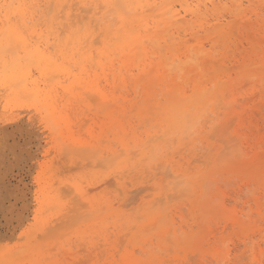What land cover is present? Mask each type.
I'll use <instances>...</instances> for the list:
<instances>
[{"label":"rangeland","instance_id":"rangeland-1","mask_svg":"<svg viewBox=\"0 0 264 264\" xmlns=\"http://www.w3.org/2000/svg\"><path fill=\"white\" fill-rule=\"evenodd\" d=\"M46 1L47 0L41 3V9L37 11V13L39 14L37 15V20L35 19L33 23H31V25H33H30V27H35L34 24H36L38 27L36 26L35 28L39 30L43 28L47 31V33L50 31L59 33L60 38L58 41H61V45L64 43V47L66 46L65 48L68 50H72V47L74 46L76 47V49L69 52L68 50H64V52L69 53V58L70 56L73 58V60L75 58V61H73L74 64L71 65L72 58H70L68 62L67 57L66 61L70 64L69 66V64L67 63V66L72 68L74 65L79 64L81 65V67L77 68L78 70L76 69V66L78 67L79 65L74 66L75 70L73 69L74 67L72 68L75 73L73 72V74L71 72L72 78H74H68L71 79V81L67 80V76L60 78V81H65L61 82L60 84H56V82L59 81V78H56L57 81L56 79L51 81L52 85L54 84V86L49 85V81H43L39 72L37 73L38 70L34 69V78L37 79L40 83H46V86L42 84V88L47 91L50 86L48 91L50 89L54 90L56 93L54 91L52 92L60 96L59 98H61V96L63 98L61 99V101H59L57 99L58 96H56L55 94L52 95V92L50 90L53 97L52 100L56 101H54L56 106L55 117L59 122L63 118L61 120V123L57 122V124L59 123V125L61 126L60 127L57 125L58 129L57 126H55L56 124H54L53 121L48 117L49 112H47L42 105L40 107L41 102H45L44 100H41V102L35 101L34 95L24 93L23 91H21V94L19 95L12 94L10 96V90H5L0 85V112L4 109H7V113H9L8 116L18 117V124H16L17 122L15 123L14 132L16 131L18 133H21V139H27V143L25 144L23 149L25 155V167L20 179L22 182V186L28 193L23 201H20L21 203L19 204V206L15 207V209H18L23 205L24 202L26 203L27 209L24 212V222L13 230L12 228L18 224V221L15 222V225L8 226L11 230L0 225V253L2 252L4 255V251H7L8 253L6 252L5 254L9 255L8 259L4 257V259L6 260L4 261L2 257L3 255L1 253L0 258L2 259H0V261L2 262V264L4 262V264H6V262L12 264V261L13 264H31L30 262H32V264H49L51 260L52 261L50 262V264H74L75 260L79 261L80 259L81 262L78 264H127V260H129L130 257L135 258L136 263L140 262L139 264H223V262L224 264H264V184L259 182L257 178L253 177L250 172L241 171L244 169L243 166L252 165V171L258 173L264 179V75L261 76L259 74L260 72L264 71V0H240L239 2H234V0H192L193 2L190 1L191 3H189V0H157L158 3L154 5V8H152L151 11H147L150 14L146 12V18L149 17V19H147L152 20L154 17L153 13L154 15H156L164 6L168 5L171 2L175 3V9L181 11V19L185 22H181V24L171 23L166 29H162L161 26V30H159V33H162V35H164L167 39L170 37L171 39H168V44H170L172 48H179L178 50L179 52H182V55H184V52L185 54L189 53L187 47L196 48L200 54L201 60H198L200 61L198 63H200V66L202 65L204 75H202L201 70L199 72H196L195 70L200 66H194L191 67V70H188V73L192 72V75L190 73V77L188 76L189 78H187V80H191L189 82L186 79L184 80L183 78H177L173 74L174 78L170 82L163 81V83H159H162V86L163 84H166L167 86L164 87L167 88H178L177 91L179 97H188L189 95L190 97H188V99H191L189 100L190 103L191 101H193L189 106V109H191L186 115L187 118L182 122V126L180 128L172 127L163 120L166 115L159 114L162 111V107L171 98V95L169 94L170 92L168 91L169 89L167 90V88H164L159 84L156 90L160 89L161 92L164 90V94L163 92L161 93L158 90L159 96H157L158 94H154L156 96L153 95L150 100V102L155 101L153 100L154 98L157 99V102L159 100V103L155 101V105L153 104L154 108L157 106L155 108V112H153H159L158 114L156 113L157 116L154 115L156 116L154 117L153 115H151L153 118H150L149 121L146 120L149 123H147L146 121L142 123L140 117L138 119L137 116H132L133 107L136 108H134L135 114V112L137 113L140 109V105H145L143 103H145L144 98L146 96H141V92L139 93V90L141 89L142 91L146 88L145 83H147V80L151 78V76L155 75V73L158 74L164 72L163 65L159 64L158 61L159 59L160 61H162L161 53H164V49L162 50V48H157L156 45H152L153 43L150 44L151 42L147 41L145 43V46L146 51H148V56L143 57L144 54L141 52L143 54H141L142 56H140L142 60H140L138 65H135V63L137 62L135 59L130 62V67L128 68V70H132L131 72L138 71L139 75L143 78V82L139 90L135 89V79L131 80L137 74L136 72H130L133 75L129 76L131 74L125 69L124 76L127 77L124 81L127 82L129 80V85L127 86L128 83L124 84L122 81H120V83H116V86L114 84L115 79L113 77V73L118 72L117 66L115 68L116 70L114 69L115 71L112 70V72L111 70H109V67L108 69H106L107 71H102V68L101 70H99L100 68H97L96 65L98 64V55L96 54V64H93L94 57L93 60H91L93 61V66L95 67L96 65V69L92 70V68H94L93 66L91 69L88 68L91 67L89 66L91 62L85 65V62H82L81 64V61L78 59L80 57L82 59V55H79V50H77L79 48V43L76 44V35L72 34V32L74 30L75 32L78 30L79 35L80 33L84 34V32H86V29H88L90 23H92V19L93 25L96 24L95 20L97 18L98 27L99 25L103 26L106 24H110L111 28L114 29L117 26H120L121 14L129 18L135 16H131V6H126L127 8L124 9L128 10V12L126 11L128 14H126L124 10H121L123 9V1L125 0H118V6L120 8L115 6L113 8L114 11H112V8H103L101 4V7H99V9L96 10L97 12L95 13V10H93L90 6L88 8L86 7L87 9L84 8V10L81 11L82 15L79 20H76L75 18H73V16L71 17L75 19L74 21H78V23L74 22V24L72 25V29H70L67 24L66 20L68 19L65 13H67L66 11L69 10V5L71 3H75L76 1L66 0L64 6L62 7L64 11V13L62 12V14L64 15L58 13L57 15L59 17H57V20L54 21L55 24H53L54 22L52 20V17L55 12H57V0H52V4L50 2L51 0H49V2ZM181 3L190 9L187 12L188 14L185 13V10L181 7ZM190 4L192 5V7ZM77 6L74 5V8H76ZM257 7L259 8V10ZM115 8H117L118 10L116 11ZM108 9L110 11H107ZM191 10H197V13L191 14ZM259 13L261 16L259 15ZM110 15H113V18ZM44 18L46 20H44ZM60 18H62V23L60 22ZM225 22L227 24H225ZM29 24L30 23H28V25ZM41 24L42 26L45 25V28L44 26L42 27ZM47 26L49 27V29H46ZM78 27L80 29H78ZM100 29L101 27L96 32L100 31ZM102 30L103 28L101 29L100 33L96 34V36H98L99 38V41L96 40L95 42H91L92 38H89L88 43H94L96 45V42L98 41V43L102 47L104 45V38H106V36L104 37V34L106 32L105 30ZM27 32L30 33L31 30H27L26 33ZM78 33L76 32L77 37L79 36ZM71 35H75V39L73 40V42V36L71 37ZM66 37L68 39L70 37L71 40L68 41L69 43H67ZM33 38H35L33 42H36L37 36L34 35ZM71 42L73 44H71ZM66 44H68L69 47ZM56 46H51L50 50L51 52H53V54L55 52L59 54V58L56 53L53 55L54 57H56L55 59H58V61L59 59L63 60L62 54L56 51L61 47L57 46L58 48H56ZM79 46L81 47V45ZM112 47H114V45H112ZM256 47L260 49H257ZM159 50H162L161 53ZM75 51L76 53L78 52L77 56L75 54L76 57H74V55H71V52ZM116 51L117 53L115 52V56H120L119 59H121L122 55L125 57L124 59H121L123 62H127L129 60V54L125 55L127 52H130L129 50H126V53H119V50ZM9 54H11L10 51ZM93 54L95 55V52H92V55ZM117 57L113 58L117 60L116 62L120 63L121 60L117 59ZM151 59H154L156 62ZM208 62L210 64H208ZM121 63L118 64V66L121 65ZM146 64H149L148 67ZM247 65H249V71L246 70V72L245 68L247 67ZM1 70L2 64L0 65V72ZM141 70L144 71L141 72ZM76 71L79 72L76 73ZM87 71H89V76L85 75L88 74L86 73ZM150 71L151 75L149 74ZM103 72H107L108 76ZM97 73H103L101 75H104V77L101 76V78L100 76H97ZM147 73L150 76L148 75L147 77ZM84 76H88V78L86 77V79ZM90 76L92 77V79H94V81L92 79H89ZM96 77L99 78L102 83H105V80L103 78L107 80L110 77V80H107L109 82L108 86H106L107 82L106 85L103 83L105 86L100 82V84L103 85L102 87V85L98 84L99 79H97ZM250 77L252 78V80H250L249 82ZM95 79H97L98 83H96ZM178 79L180 81L182 79L183 82H180ZM245 79H248L246 80V83ZM198 80L201 81L199 82ZM220 80H222L221 83ZM185 81L187 84L185 83ZM116 82H119V80H117ZM179 82L181 84H178ZM196 82L201 83V86L203 87V91L200 93H195ZM95 83L100 86V88L108 95L109 100L112 101H110V103L105 107L114 108L115 106L114 110L116 109V111L112 113L113 116H117V113L115 114V112H118L119 115L118 107H127L125 115H127L128 117L119 115V118L123 119L124 117V120H121V123H123L124 127H126L125 131L127 130V133H125V131L121 132V130L119 129L120 131L118 130V134L116 133L117 131L115 130L117 129L115 128L109 131L110 134H114L113 132L115 131L116 135L111 134L112 139L110 137H107V135L110 136V134L108 133V129H110L109 126L112 119L108 118L110 120L107 119V122H109L108 125H106L107 122L105 121L106 119H104V116L107 115H105L106 113H102L103 108H106L102 104V101L98 99L95 101V99H93L90 95H87L86 98V93L85 96L84 94L82 95L83 101L79 100V97V99L77 98V96H81L78 93H84L88 88L87 84L96 86ZM167 83H171L172 86L168 87L169 84ZM55 85H57L58 88H62H59V93ZM68 85L74 86V88H72L71 90L69 88L70 86L68 87ZM75 85H78V87L80 88L76 87ZM121 85L123 86L121 87ZM130 85L133 88L130 87ZM47 86L48 88H46ZM82 86L84 88H82ZM124 87H127L126 90ZM218 87L224 88L222 90H218ZM107 88L108 91L110 90V88L113 89L110 90L111 92H108ZM121 89L125 91L123 92ZM165 89L167 90L169 96L167 95ZM60 90L62 92L64 90L65 93L63 92L62 94ZM116 90L118 91V94ZM6 91H8V93ZM67 93V97L64 98ZM109 93L111 94V96ZM136 94H138L137 97ZM116 95L117 97L119 95L121 99L120 97H113L116 100L112 98V96ZM139 95L142 98L139 97ZM14 96L17 97L15 98ZM29 97L32 102L29 100ZM72 98L73 100H71ZM122 98L127 99L126 102H124ZM75 99H77V101ZM117 99H120V101H118ZM135 99L138 102H142V99L143 102L139 105L137 104L138 102H136ZM24 100L26 101V103ZM65 100H67V103ZM75 101L78 103L76 104ZM115 101L116 103H118L116 104ZM160 101L163 102L162 104L164 105L160 104ZM194 101L196 103L199 102V104L197 106H194ZM95 103L97 104V106ZM125 103L127 106H125ZM93 104H95V107H92ZM98 104H101L102 107H99ZM119 104L122 105L119 106ZM135 104H137V106ZM67 105L70 106V109ZM130 106L133 107L130 108ZM98 107L101 109H99ZM94 108L97 110H95ZM98 109L99 112L97 113ZM190 112L195 113V116H193ZM42 114L45 115L43 116ZM94 114L97 115L95 116ZM100 115L103 116V119L102 117H100ZM60 116L63 117L60 118ZM64 117H66V120L64 119ZM20 119L22 122L20 121ZM68 119H70V122L68 121ZM1 121L2 118L0 119V124ZM47 122L48 124L50 123V125H48ZM62 123L64 124L62 125ZM72 123L74 124V128L72 127ZM153 123L157 126L154 127ZM99 125L100 127H102L103 125L106 126L107 131L100 130L101 128L99 127ZM91 127L93 130L90 129ZM103 128L104 127H102V129ZM27 129L29 131H27ZM59 129L62 133L58 131ZM102 131H105V136H103V133V139L102 137L100 139L103 143H100V140H96V138H93L94 140L91 139V136L93 134L96 133V135H98L97 133H99L100 135ZM59 133L64 134V136ZM90 133L92 134L90 135ZM134 133L136 134L134 135ZM121 134H128L127 137H130L129 139L127 137V139H125L128 140V145L131 139L130 146H128L129 149L131 148L130 150H125L124 146L120 143V140L123 136L120 138L118 137V140H114L117 139L115 136H121ZM59 135L63 137L60 138ZM71 135H73L77 141H89L91 139L89 142H93H91L90 146H94L96 143L98 146V151L96 152V147L89 150L83 148L74 149L71 145H68L66 147V144L63 142V140L65 137H71ZM133 135H137L139 139L138 140L136 137L134 138L137 142L136 144L134 139V143L132 142V138L134 137ZM108 138H110V140H108ZM123 138H125V136ZM94 141L96 142L94 143ZM109 141L113 142L111 143ZM101 144L107 145L103 146ZM108 144L110 147H108ZM110 144L114 148L111 147ZM29 150L30 153L27 154V151L29 152ZM48 150H50L49 153ZM64 151H68V154L66 152L68 156L64 153ZM104 151L106 152V154L102 153ZM125 152H128V154H126ZM81 155H83L82 158ZM228 158L229 160H231L228 161ZM27 159L30 160V162ZM221 163L226 165L222 166ZM227 164H229L230 166ZM105 179H114L112 180L114 181V186H108L110 184H108V182L105 183V181H108ZM56 181L60 182L61 184L58 182L56 183ZM54 182L57 184V186L60 185L61 187L65 185L67 186L68 184L80 185L83 188L84 192H86V197L89 199V201L92 202V204L90 205L94 207L93 211L91 210L87 213L90 214L89 217L86 214V219L85 217H82V221L81 218H78L77 220L74 219L75 222L73 220L71 223L70 221L68 223L64 219L65 216L64 218H59V216L63 217L62 214L64 212L66 213L65 210H61V206L50 209L47 205L43 213V219L39 222L36 221L34 217L40 207L39 200L37 199V197L39 196V192L37 190L41 189L40 187H42L43 184L49 185L50 183ZM205 182H207V184ZM255 188L258 189L255 190ZM68 194L71 198L67 196V202H71L77 195L74 188L71 189V192H69ZM101 200H104V203H102L103 201ZM73 202L74 200L72 201V203H69V209L73 205ZM103 207H105L104 209H106V211H103ZM203 207L207 209V214L203 215ZM98 212L99 215L97 214ZM112 213H114V215L116 213L117 216H113ZM93 214L95 215V217ZM109 215L112 216L107 217ZM91 216L93 217L92 219H97L96 224H94V220L91 219ZM161 216H165L167 218L168 223L165 224V227L169 229V231H163L160 234L159 220L161 219ZM130 218H132L133 221L128 220ZM102 219L104 220V222L102 221ZM65 222L68 225H66ZM28 223H30V225ZM91 223L96 226L97 224L100 225L101 223L102 225L94 227V225L91 226ZM103 223H105L104 228ZM241 224L247 225L245 230H241ZM53 225L54 227L56 225L59 226L58 228L55 227L54 231V236L56 237L54 238V240H56L55 244H57L55 246L57 247L54 246V243L52 244V242H54V236L48 237V232L46 233L47 236L44 234L47 230L51 232L54 228ZM90 226L92 227V229H90ZM255 227L256 229L254 230ZM40 228H42L43 230L45 228L46 229L43 232V230H40ZM93 228H97V230L94 229V231ZM101 228L102 231L97 232L99 229L101 230ZM257 229L260 233L257 231ZM85 230L86 232H84ZM40 231L45 235L42 238L38 235ZM52 233L53 231L51 232V234ZM167 233L168 235H166ZM42 234L41 236H43ZM185 235L188 236L187 240L184 239ZM58 237L60 238L57 239ZM159 238L163 240L168 238L165 240L166 246L164 244H160ZM35 239L37 243L33 245V241ZM45 239L47 242H45ZM38 241H42L43 246L42 244L39 245ZM60 242H63L65 246ZM30 243H32V246H35L36 248L39 245V250L37 251L38 248L36 249L35 247L31 248L32 246ZM48 243H51V245ZM21 244H25L21 247L22 253L20 250H18V252L14 254L16 257H12L17 248L20 249ZM45 244L48 245L45 246ZM52 245L55 247V249ZM24 247H26L25 250H23ZM51 247L53 250L51 249ZM40 248L42 251L40 250ZM56 248L58 249V251ZM67 248L71 251L69 250V252H67ZM10 249H12V252ZM26 249L31 252L28 253ZM34 249L36 253L44 252L42 254V256L44 255V259L42 258L41 254H36ZM46 250L50 251L47 252ZM215 251H218L219 255L215 254ZM18 253L21 254V256L18 255ZM30 253L32 254L30 255ZM27 254H29L31 257L29 256V258ZM68 254H71V256ZM22 255H25L23 256L25 257V261L24 259H22ZM45 255L48 256L49 259H46L47 257ZM19 256L22 258H20ZM37 256H39L40 258ZM66 256L71 257L72 260L70 258L68 259ZM17 257H19L20 259L16 260ZM56 257L58 258V260ZM33 260L37 261L33 262ZM54 260L57 263L53 262Z\"/></svg>","mask_w":264,"mask_h":264},{"label":"bare ground","instance_id":"bare-ground-1","mask_svg":"<svg viewBox=\"0 0 264 264\" xmlns=\"http://www.w3.org/2000/svg\"><path fill=\"white\" fill-rule=\"evenodd\" d=\"M45 0H0V61H1V64H2V70H1V72H0V85L3 87V89H5V90H10V96L12 95V94H17V95H19V94H21L20 92L21 91H23L24 93H27V94H32V95H34V100L35 101H40L41 102V100L43 101H45V102H41V104H40V107H41V105L43 106V108H45L46 109V111L47 112H49V118L53 121V123L54 124H56L55 126H60L59 125V123H61V120L63 119H61L60 120V122L59 121H57V118L55 117L56 115H55V109H56V106H55V102L52 100L53 99V97H52V95L53 94H55L56 92L54 91V90H51V92L52 91H54V92H52V95H51V92H50V90L48 91V89L50 88V86H49V88H48V86L46 87V88H48L47 89V91H45L43 88H42V84H44L45 86H46V83H40L37 79H35L34 78V69H36V70H38L37 71V73L39 72V74L41 75V77H42V80L44 81H49L50 83H48L49 85H51V86H54V84L52 85V83H51V81H53V80H55L56 78L58 79L59 78V81H57V79H56V84L58 83V84H60L61 82H65V81H60V78H63V77H66L67 76V80L69 81H71V79H68V78H72V74H71V72L73 73H75V67L74 66H76V65H79V64H76V65H74L72 68L74 69H72L71 67H68L67 65L69 64L68 62H69V60H70V58H72L71 56H70V58H69V56H68V54L69 53H66V52H64V50H68V49H66L65 47H64V45L62 46L61 44H60V42L61 41H58L59 40V33H56L55 31H50V32H48L47 33V31L45 30V29H43V28H41L40 30L39 29H37V28H35L37 25L36 24H34V26L35 27H30V25H31V23H33V21L37 18V15H39L38 13H37V11L39 10V9H41V3L42 2H44ZM48 2H49V0H47ZM46 1V2H47ZM76 2L75 3H71L69 6V10L68 11H66L67 13H65L66 14V16H67V19L68 20H66L67 21V24H68V26H69V28L70 29H72V25L74 24V22H77L78 23V21H74L75 19L76 20H79V18H81V11L82 10H84V8H88L89 6L90 7H92V9L93 10H95L94 11V13L95 12H97L96 10L97 9H99V7H101V6H103V8L105 7H108V8H112V11H114V7L115 6H117V7H119L118 6V4H119V1L118 0H75ZM117 1H118V3H117ZM193 2V1H195V0H189V3H191V2ZM213 1V0H212ZM225 1H227V0H225ZM240 0H234V2H239ZM261 1V0H260ZM51 2V4H52V0L50 1ZM65 2H66V0H57V3H58V8L56 9V11L57 12H55V14L53 15V22L55 21V20H57V17H59L57 14L58 13H61L62 14V12L64 13V11H63V9H62V7L64 6V4H65ZM125 2V3H124ZM126 2H128V3H126ZM203 2V1H202ZM233 2V1H232ZM263 2V1H262ZM56 3V4H57ZM70 3V2H69ZM158 3V1L157 0H125V1H123V9H121V10H124L125 8H127L128 6H131V11L133 12V14H132V12H131V16H134V17H131V18H129V17H126V16H124V15H120V26H117L116 28H114V29H112L111 28V26H110V24H106V25H99V27H98V18L95 20L96 22V24H93L92 25V23H93V19H92V23H90V25H89V27H88V29H86V32H84V34H82V33H80V35H79V33H78V30L76 31L77 33H78V37H77V34H76V32H75V30L73 31V32H75V33H73L72 32V34H75L76 35V39H75V35H71V37H72V42H73V40L75 39L76 41H77V43H76V41H75V43L76 44H78V49L77 50H79V55H82V59H81V57L80 58H78L80 61H78V62H80L81 64H82V62L86 65V64H89V62H91L90 63V65L89 66H91V67H88V68H92V66H93V64H96L95 62H96V54L98 55V61H97V63L99 64H96L97 65V68H100L99 70H101V68H102V71H105L106 69H108V67H109V70H111V72H112V70H114L115 68H116V66H117V69H118V72H114L113 73V77H114V79H115V83L114 82H112V83H114L116 86H117V84L118 83H120V81H122L124 84H126V83H128L127 84V86L129 85V80L126 82V81H124L125 80V78L127 77V76H124V71H125V69H126V71H129L128 70V68L130 67V62L131 61H133L134 59L137 61L136 63H135V65H138V63L140 62V60H142L141 58H140V56H142L143 54V57L145 56H148V51H146V46H145V43L147 42V41H150V42H148V43H150V44H152V45H156L157 46V48H162V50L164 49V53L162 54L161 53V51L162 50H159L160 51V53H161V57H162V61H160V59L158 60L159 61V64H162L163 65V68H164V72H161V73H155V75H153V76H151V78H149L148 80H147V83H145V86H146V88L144 89V90H142L141 91V89L139 90V88L141 87V85H142V82H143V78H142V76H140L139 75V72L138 71H134V72H131V71H129V73L131 72V73H137L136 75H135V77L134 78H132L131 80H134L135 79V82H136V85H135V89H138L139 90V93H140V95L142 96V95H145L146 97L144 98L145 99V103H143V104H145L144 106H141L140 104L143 102V100L141 99V101L142 102H138V101H136V99H135V101L136 102H138L137 104H139L140 106H139V110H138V112L136 113L135 112V114H134V108L135 107H131L130 106V108H132V111H133V115L132 116H137L138 117V119H139V117H140V120L142 121V123L144 122V121H149L150 120V118H153L151 115H156V113H153V112H155V108L157 107H153V104L155 103V101L157 100V99H153V100H155V101H151V102H153V103H151L150 102V100H151V97L154 95V94H158L157 96H159V92H158V90L161 92V90L160 89H158V90H156L158 87V84L160 83V82H162L163 83V81H171L173 78H174V75L177 77V78H183L184 80L186 79L187 80V78H189L190 76V73H191V75H192V72H190V73H188V70H191V67H194V66H196V67H199L200 66V63H198V62H200V61H198V60H201L200 59V54H199V51L196 49V48H194V47H187V50L189 51V53H187V54H185V52H184V55H182V52H179V48H177L176 49V47L175 48H172L171 46H170V44H168V39L170 38H166L164 35H162V33H159V30H161V26H162V29H166L168 26H169V24H181V22H185V21H182V19H181V11L180 10H176L175 9V3H173V2H171V3H169L168 5H166V6H164L162 9H161V11L159 12V13H157L156 15H154V13H153V19L152 20H148L149 19V17H147L146 18V12L148 11V10H150L151 11V9L152 8H154V5L155 4H157ZM249 3H250V1H249ZM100 4H101V6H100ZM102 4H104V5H102ZM127 4H129V5H127ZM208 4H210V3H208ZM226 4V3H225ZM224 4V5H225ZM253 4V3H252ZM256 4V3H255ZM259 4V3H258ZM74 5H78L76 8H74ZM191 5V4H190ZM200 5H202V4H200ZM46 6V5H45ZM45 6H44V8H45ZM49 6V5H48ZM127 6V7H126ZM157 6V5H156ZM184 5L181 3V7L185 10V13H187L190 9L188 8V7H186V6H184ZM261 6V5H260ZM259 6V7H260ZM61 7V8H60ZM191 7H192V5H191ZM202 7V6H201ZM50 8V7H49ZM67 8V7H66ZM86 8V9H87ZM102 8V9H103ZM120 8V7H119ZM156 8V7H155ZM207 8V7H206ZM237 8H238V6H237ZM237 8H236V10H237ZM258 8V7H257ZM182 9V10H183ZM197 9V8H196ZM51 10V9H50ZM115 10L117 11L118 9L117 8H115ZM198 10V9H197ZM197 10H191L190 12H191V14H196L197 13ZM200 10H202V9H200ZM258 10H259V8H258ZM44 11V10H43ZM107 11H110L109 9L107 10ZM125 11V13L126 14H128L127 12H128V10H124ZM127 11V12H126ZM153 11V10H152ZM234 11V10H233ZM242 11V10H241ZM74 12H76V13H74ZM106 12V11H105ZM259 12V11H258ZM257 12V13H258ZM99 13H100V10H99ZM116 13V12H115ZM118 13V12H117ZM147 13H149V12H147ZM50 14V13H49ZM60 14V15H61ZM150 14V13H149ZM188 14V13H187ZM207 14V13H206ZM214 14V13H213ZM254 14V13H253ZM62 15H64V14H62ZM152 15V14H151ZM209 15V14H208ZM247 15V14H246ZM259 15H260V13H259ZM43 16V15H42ZM73 16V18H75V19H73V18H71ZM85 16H87V15H85ZM108 16V15H107ZM110 16H112V18H113V15H110ZM128 16V15H127ZM129 16H130V14H129ZM219 16V15H218ZM245 16V15H244ZM261 16V15H260ZM205 17V16H204ZM233 17V16H232ZM62 18H64V17H62ZM62 18H60V22H61V19ZM83 18H84V16H83ZM150 18H152V17H150ZM86 19V18H85ZM84 19V20H85ZM88 19V18H87ZM181 19V20H180ZM249 19V18H248ZM254 19V18H253ZM37 20V19H36ZM43 20V19H42ZM44 20H46L45 18H44ZM83 20V19H82ZM207 20V19H206ZM209 20V19H208ZM246 20V19H245ZM244 20V21H245ZM261 20V19H260ZM63 21V20H62ZM81 21V20H80ZM36 22H38V21H36ZM35 22V23H36ZM53 22H51V23H53ZM102 22V21H101ZM206 22V21H205ZM28 23H30L29 25H28ZM59 23V22H58ZM62 23V22H61ZM65 23V22H64ZM63 23V24H64ZM103 23V22H102ZM102 23H100V24H102ZM106 23V22H105ZM218 23V22H217ZM47 24V23H46ZM53 24H55V22L53 23ZM52 24V25H53ZM192 24V23H191ZM206 24V23H205ZM216 24V23H215ZM225 24H227L226 22H225ZM257 24V23H256ZM33 25V24H32ZM31 25V26H32ZM51 25V26H52ZM58 25V24H57ZM41 26H42V24H41ZM44 26V28H45V25H43ZM42 26V27H43ZM49 26V25H48ZM47 26V27H48ZM50 26V27H51ZM197 26V25H196ZM28 27H30V28H28ZM38 27V26H37ZM46 27V29H49V27L47 28ZM82 27V26H81ZM101 27V29L103 28V30L102 31H104L105 30V32H101V33H105L104 34V37L106 36V38H104L105 40H104V45L101 47V45L98 43V41H99V38H98V36H96V34L97 33H100V31H101V29H100V31H98V32H96L99 28ZM256 27V26H255ZM54 28V27H53ZM97 28V29H96ZM186 28V27H185ZM61 29V28H60ZM78 29H80L79 27H78ZM198 29V28H197ZM27 30H31V32L29 33V32H27L26 33V31ZM51 30V29H50ZM180 30V29H179ZM183 30V29H182ZM214 30V29H213ZM46 31V32H45ZM170 31H171V29H170ZM181 31V30H180ZM67 32V31H66ZM46 33V34H45ZM62 34V33H61ZM71 34V33H70ZM170 34V33H169ZM37 36V41L36 42H33V40L35 39V38H33V36ZM66 36V35H65ZM63 38V37H62ZM61 38V39H62ZM67 38V37H66ZM89 38H92V40H91V42H95L96 40H98L97 42H96V45L94 44V43H88V39ZM171 39V38H170ZM71 39H70V37H69V39L67 38V43H69L68 41H70ZM100 40H102V39H100ZM64 41V40H63ZM171 41V40H170ZM177 41V40H176ZM71 42V44H73ZM101 42V41H100ZM173 43V42H172ZM171 43V44H172ZM255 43V42H254ZM99 44V45H98ZM102 44V43H101ZM217 44H218V42H217ZM59 46V47H61V48H59L58 50H56V51H58V52H60V54H62V57H63V60H61V59H59V61H58V59H55L56 57H54L53 55L56 53L57 54V52H55L54 54H53V52H51V50H50V48H51V46L53 47V46ZM67 46H68V44H66ZM70 45V44H69ZM79 45H81V47L79 46ZM100 46V47H98V46ZM112 45H114V47H112ZM175 45V44H174ZM199 45V44H198ZM56 46V48H58ZM74 46V45H73ZM97 46V47H96ZM257 46V45H256ZM62 47H64V48H62ZM69 47V46H68ZM72 47V46H71ZM153 47H155V46H153ZM174 47V46H173ZM260 47V46H259ZM55 48V49H56ZM85 48H87V49H85ZM257 49H260V48H258V47H256ZM55 49H54V51H55ZM74 49H76V47L74 46V47H72V50H74ZM53 50V49H52ZM72 50H68V52L69 51H72ZM116 50H119V53H126L127 51L126 50H129L130 52L128 53H126L125 55H128V58H129V60L127 61V62H123L121 59L123 58H125L123 55H122V57H121V59H119V53L117 54L119 57H117V56H115L116 54H115V52L117 53V51ZM206 50V49H205ZM204 50V51H205ZM240 50V49H239ZM9 51L11 52V54H9ZM207 51V50H206ZM92 52H95V55L93 54L92 55ZM143 54H142V53ZM72 53V54H71ZM70 54L73 56L74 55V57H76L77 56V53H76V51L75 52H71ZM75 54H76V56H75ZM142 54V55H141ZM202 54V53H201ZM58 55V58H59V54H57ZM78 55V56H79ZM203 55V54H202ZM117 57V59H119V60H121L122 61V63H121V61H120V63H121V65H119L118 66V64H120V63H118V62H116L117 60L116 59H114L113 57ZM155 56V55H154ZM153 56V57H154ZM159 56V55H158ZM67 57H68V62L66 61L67 60ZM93 57H94V62L93 61H91V60H93ZM142 57V58H143ZM160 57V58H161ZM157 58V57H156ZM202 58V57H201ZM205 58V57H204ZM155 59V58H154ZM154 59H151V60H154ZM203 59V58H202ZM60 60H61V62H60ZM77 60V59H76ZM83 60V61H82ZM150 60V61H151ZM157 60V59H156ZM72 63H71V65H73L74 63H73V61H75V58H74V60H73V58H72ZM155 61V60H154ZM154 61H152V62H154ZM195 61V62H194ZM92 62H93V64H92ZM149 62V61H148ZM151 62V63H152ZM156 62V61H155ZM68 63V64H67ZM77 63V62H76ZM116 63H118V64H116ZM150 63V62H149ZM0 64V65H1ZM145 64V63H144ZM144 64H143V66H144ZM207 64V63H206ZM208 64H210L209 62H208ZM246 64V63H245ZM96 65H95V67L94 68H92V70H94V69H96ZM134 65V66H135ZM147 65V64H146ZM149 65V64H148ZM148 65H147V67H148ZM198 65V66H197ZM69 66H70V64H69ZM98 66H100V67H98ZM209 66V65H208ZM79 67H81V65H79L78 67L76 66V69L77 68H79ZM83 67V66H82ZM132 67H133V65H132ZM136 67V66H135ZM134 67V68H135ZM210 67V66H209ZM142 68V67H141ZM160 68V67H159ZM200 68V69H199ZM198 69L196 68L195 70H196V72H199L200 70L202 71V75H204L203 74V70H202V65L199 67ZM211 68V67H210ZM249 65H247V67L245 68V71L247 70V71H249ZM213 69V68H212ZM73 70V71H72ZM78 70V69H77ZM80 70V69H79ZM137 70V69H136ZM139 70V69H138ZM149 70V69H148ZM161 70H162V67H161ZM214 70V69H213ZM228 70V69H227ZM81 71H82V69H81ZM98 71V70H97ZM107 71V70H106ZM144 71V70H143ZM142 70H141V72H143ZM147 71V70H146ZM157 71V70H156ZM155 71V72H156ZM246 71V72H247ZM79 72V71H78ZM77 71H76V73H78ZM89 71H87L86 73H88ZM195 72V71H194ZM212 72V71H211ZM215 72V71H214ZM73 73V74H74ZM80 73H82V72H80ZM90 73H91V70H90ZM94 73V72H93ZM100 73V72H99ZM99 73H97V76H103L104 77V75H101V74H107V72H103V73H101V74H99ZM109 73V72H108ZM127 73V72H126ZM128 73V74H129ZM130 73V74H131ZM151 73V71L149 72V74ZM213 73V72H212ZM251 73V72H250ZM254 73V72H253ZM128 74H126V75H128ZM143 74V73H142ZM141 74V75H142ZM148 73H147V77H148V75H149ZM174 74V75H173ZM261 76L262 75H264V71H262V72H260L259 73ZM38 75V74H37ZM79 75H81V74H79ZM84 75V74H83ZM82 75V76H83ZM85 75H88L89 76V73L88 74H85ZM91 75V74H90ZM133 74H131V75H129V76H132ZM143 75H145V74H143ZM151 75V74H150ZM149 75V76H150ZM248 75V74H247ZM251 75V74H250ZM88 76H84L85 78L87 77L88 78ZM92 76H93V74H92ZM107 76H108V74H107ZM128 76V77H129ZM146 76V75H145ZM189 76V77H188ZM256 76V75H255ZM254 76V77H255ZM37 77V76H36ZM38 77H39V75H38ZM74 77V76H73ZM91 77V76H90ZM89 77V79L91 80L92 79V77L90 78ZM95 77V76H94ZM111 77H112V74H111ZM228 77V76H227ZM252 77V76H251ZM250 77V79H249V82H250V80H252V78ZM257 77H259V76H257ZM40 78V77H39ZM86 78V79H87ZM97 78V77H96ZM102 78V77H101ZM110 78V77H109ZM108 78V79H109ZM131 78V77H130ZM129 78V79H130ZM198 78H200V77H198ZM214 78V77H213ZM218 78V77H217ZM239 78V77H238ZM241 78H242V76H241ZM240 78V79H241ZM260 78H263V77H260ZM72 79H74V78H72ZM97 79H99V78H97ZM97 79H95L96 80V83H98V81H97ZM104 80H105V85H106V82H107V85L106 86H108V79L106 80L105 78H103ZM113 79V78H112ZM128 79V78H127ZM223 79V78H222ZM226 79V78H225ZM228 79V78H227ZM248 79H245V83H246V80H248ZM254 79V78H253ZM256 79V78H255ZM66 80V79H65ZM67 80H66V82H67ZM81 80V79H80ZM89 80V81H90ZM93 81H94V79H92ZM103 80V81H104ZM110 80V79H109ZM117 80H119V82H116ZM146 80V79H145ZM179 80V79H178ZM224 80V79H223ZM75 81H76V79H75ZM78 81H79V79H78ZM180 81V80H179ZM181 81H182V79H181ZM180 81V82H181ZM188 82L189 81H191L190 79L189 80H187ZM199 82L201 81V80H198ZM221 81L222 80H220V83H221ZM263 81H264V79H263ZM84 82V81H83ZM100 82L102 83V81H100V79H99V83L98 84H100ZM176 82H178V81H176ZM178 83V84H181V83ZM183 82V81H182ZM199 82H196V84H195V88H196V90H195V93H200V92H202L203 91V87L201 86V83H199ZM68 83V82H67ZM66 83V84H67ZM73 83V82H72ZM75 83V82H74ZM76 83H77V81H76ZM75 83V84H76ZM85 83H86V81H85ZM92 83V82H91ZM94 83V82H93ZM95 83V84H96ZM102 83V84H103ZM111 83V84H112ZM117 83V84H116ZM161 83V84H162ZM185 83H186V81H185ZM69 84V83H68ZM83 84V83H82ZM98 84H96V86H94V85H89V84H87V89L85 90V92L84 93H78L79 95H81V96H77V98L79 99V100H82L83 101V97H82V95L84 94V96H85V93H86V98H87V95H90L93 99H95V101L98 99V100H101L102 101V104L104 105V107L106 106V105H108L109 103H110V101L111 100H109V98H108V95L100 88V86H98ZM102 84H100V85H102ZM103 84V85H104ZM113 84V85H114ZM161 84H159V85H161ZM167 84H169L168 85V87H171L172 86V84H173V82H172V84L171 83H167ZM171 84V85H170ZM187 84V83H186ZM204 84V83H203ZM79 85H81V84H79ZM103 85H102V87H103ZM104 85V86H105ZM131 85H132V83H131ZM130 85V87H132ZM21 86V87H20ZM56 87H57V89H58V93H59V88H58V86L57 85H55ZM62 86H64V85H62ZM70 85H68V87H69ZM76 86V85H75ZM112 86V85H111ZM123 85H121V87H122ZM125 86V85H124ZM134 86V85H133ZM162 86V85H161ZM164 86H167L166 84H163V86L162 87H164ZM182 86V85H181ZM180 86V87H181ZM235 86V85H234ZM2 87H1V89H2ZM67 87V86H66ZM76 87H78V85L76 86ZM115 87V86H114ZM120 87V88H121ZM137 87V88H136ZM64 88V87H63ZM71 90H72V88H74V86H70L69 87ZM78 88H80V87H78ZM82 88H84L83 86H82ZM119 88V89H120ZM125 88V87H124ZM127 88V87H126ZM126 88H125V90H126ZM133 88V87H132ZM164 88H167V87H164ZM224 87H218V90H222ZM60 89H62V88H60ZM76 89V88H75ZM113 89V88H112ZM111 88H110V90H112ZM169 89V90H168ZM177 89L178 88H167V90L170 92L169 94L171 95V98L167 101V103L164 105V104H162L163 102H161L160 104H162V105H164L163 107H162V111H161V113H159V114H161V115H166V117H164V121H166L169 125H171L172 127H174V128H180L182 125V122L183 121H185L186 120V115H187V113L189 112V110L191 109H189V106H190V104L193 102V101H191V103H190V101L189 100H191V99H188V97H190L189 95H188V97H179L178 96V91H177ZM210 89V88H209ZM229 89H231V88H229ZM108 91V88H107V91L108 92H111V91ZM122 90V89H121ZM125 90H122L123 92L125 91ZM137 90V91H138ZM163 90V89H162ZM167 90L165 89V91L167 92ZM181 90V89H180ZM1 91V90H0ZM117 91V90H116ZM115 91V92H116ZM120 91V90H119ZM137 91H136V93H137ZM230 91V90H229ZM7 93H8V91H6ZM5 92V93H6ZM60 92L63 94V92L65 93V91L63 90V92L60 90ZM70 92V91H69ZM74 92H75V90H74ZM73 92V93H74ZM113 92V91H112ZM158 92V93H157ZM163 92V94H164V90L162 91ZM161 92V93H162ZM61 93H60V95H61ZM183 93V92H182ZM76 94V93H75ZM110 94V93H109ZM117 94H118V91H117ZM162 94V95H163ZM56 96H58L57 94H55ZM65 95V94H64ZM67 95H68V93L64 96V98H66L67 97ZM137 95L138 94H136V97H137ZM139 95V97H141ZM166 95V94H165ZM167 95H168V92H167ZM187 95V94H186ZM191 95V94H190ZM0 96H1V92H0ZM3 96V95H2ZM76 96V95H75ZM110 96H111V94H110ZM154 96H156V95H154ZM169 96V95H168ZM226 96V95H225ZM224 96V97H225ZM15 97V96H14ZM17 97V96H16ZM15 97V98H16ZM55 97V96H54ZM60 96H58V100L59 101H61V99H63L62 98V96H61V98H59ZM68 97H71V96H68ZM90 97V98H91ZM113 97H116V98H119L120 96L118 95V97H117V95L116 96H112V98ZM142 98V97H141ZM70 99V98H69ZM89 99V98H88ZM113 99H115V98H113ZM112 99V100H113ZM120 99H121V97H120ZM120 99L118 100V101H120ZM123 100H124V102H126V100L127 99H125V98H122ZM29 100H30V97H29ZM32 100H33V98H32ZM71 100H73V98L71 99ZM76 101H77V99H75ZM79 100H78V102H79ZM116 100V99H115ZM138 100V99H137ZM5 101H8V100H5ZM13 101V100H12ZM12 101H11V103H12ZM25 101V100H24ZM31 101V100H30ZM51 101V102H50ZM66 101V103H67V100H65ZM75 101V102H76ZM130 101V100H129ZM32 102V101H31ZM78 102H76V104L78 103ZM112 102V101H111ZM124 102H123V105H124ZM128 102V101H127ZM135 102V103H136ZM157 102V101H156ZM195 102V101H194ZM25 103H26V101H25ZM64 103V102H63ZM86 103V102H85ZM115 103H116V101H115ZM118 103V102H117ZM116 103V104H117ZM133 103H134V101H133ZM157 103H159V100H158V102ZM212 103V102H211ZM8 104H10V103H8ZM57 104V103H56ZM82 104V103H81ZM96 104V103H95ZM95 104H93V106L92 107H95L94 105ZM132 104V103H131ZM137 104H135L136 106H137ZM194 104V103H193ZM199 104V102L198 103H196L195 102V105L194 106H197ZM6 105H7V103H6ZM10 105H12V104H10ZM33 105V104H32ZM39 105V104H38ZM58 105V104H57ZM80 105V104H79ZM120 105H122V104H119V106ZM133 105V104H132ZM155 105V104H154ZM162 105H160V106H162ZM212 105V104H211ZM216 105V104H215ZM35 106V105H34ZM37 106V105H36ZM65 106V105H64ZM63 106V107H64ZM67 106H69V105H67ZM84 106V105H83ZM89 106V105H88ZM96 106H97V104H96ZM98 106L99 107H102L101 106V104L99 105L98 104ZM111 106V105H110ZM125 106H127L126 105V103H125ZM7 107H9V106H7ZM29 107V106H28ZM32 107V106H31ZM59 107V106H58ZM66 107V106H65ZM98 107V108H99ZM121 107V108H120ZM120 107H118L117 109H118V111H119V115L120 116H126V117H128L127 115H125L126 114V108H124L123 106H120ZM61 108V107H60ZM83 108V107H82ZM81 108V109H82ZM90 108V107H89ZM106 109H104L103 108V110H102V113H106L105 115H107V116H104V114H103V116H104V119H106L105 121L107 122V119L108 118H111L112 119V121H110V126H109V128L110 129H108V131L110 130L111 131V129H117V130H115V131H117L116 133H118L120 130H121V132L123 131H125V129H126V127H124V124L123 123H121V120H124V117H123V119L122 118H119V115H118V112H115V114L117 115V116H113L112 115V113H114V111H116V109L114 110V108H115V106H114V108H107V107H105ZM207 108H209V107H207ZM26 109V108H25ZM69 109H70V106H69ZM68 109V110H69ZM95 109V108H94ZM99 109H101V108H99ZM99 109H98V111H97V113L99 112ZM136 109V108H135ZM38 110V109H37ZM59 110V109H58ZM62 110V109H61ZM64 110V109H63ZM66 110V109H65ZM90 110V109H89ZM95 110H97V109H95ZM94 110V111H95ZM209 110V109H208ZM207 110V111H208ZM213 110V109H212ZM42 111V110H41ZM136 111V110H135ZM196 111V110H195ZM210 111H211V108H210ZM44 112V111H43ZM66 112V111H65ZM101 113V114H102ZM132 113V112H131ZM157 113V114H158ZM191 113V112H190ZM13 114V113H12ZM11 114V115H12ZM60 114V113H59ZM100 114V113H99ZM193 116H195V113H191ZM9 115V113H7V109H4V110H2L1 112H0V116H1V118H2V121H1V126L0 127H4L5 125H8V126H14L15 125V123L17 122V120L19 119L18 117H16V116H8ZM15 115V114H14ZM16 115H18V114H16ZM23 115V114H22ZM37 115V114H36ZM43 115V114H42ZM45 115V114H44ZM43 115V116H44ZM95 116L97 115V114H94ZM93 115V116H94ZM46 116H47V113H46ZM58 116V115H57ZM68 116V115H67ZM103 116H101L100 115V117H102V119H103ZM110 116V117H109ZM131 116V117H132ZM157 116V115H156ZM156 116H154V117H156ZM31 117V116H30ZM35 117V116H34ZM59 117V116H58ZM61 117H63V116H60V118ZM99 117V118H100ZM107 117V118H106ZM190 117V116H189ZM0 118V119H1ZM40 118V117H39ZM45 118H47V117H45ZM59 119V118H58ZM64 119L66 120V117H64ZM143 119V120H142ZM26 120V119H25ZM47 120H49V119H47ZM108 120H110V119H108ZM117 120V121H116ZM136 120V119H135ZM20 121H21V119H20ZM68 121L70 122V119H68ZM146 121V122H147ZM22 122V121H21ZM57 122H59L58 124H57ZM79 122V121H78ZM105 122V123H106ZM109 122V121H108ZM108 122L106 123V125H108ZM44 123V122H43ZM147 123H149V122H147ZM16 124H18V122L16 123ZM47 124H48V122H47ZM46 124V125H47ZM64 123H62V125H63ZM69 124V123H68ZM77 124V123H76ZM101 124H102V120H101ZM146 124V123H145ZM154 124V123H153ZM157 124H159V123H157ZM21 125V124H20ZM29 125V124H28ZM48 125H50V123L48 124ZM67 125V124H66ZM65 125V126H66ZM105 125V124H104ZM102 126V127H104L103 129H102V127H100V125H99V127L101 128L100 130H106L107 131V129H106V126ZM149 125V124H148ZM17 126V125H16ZM16 126H15V128H16ZM58 126H57V129H58ZM74 126V124L72 123V127ZM155 126H157V125H155L154 124V127ZM61 127V126H60ZM59 127V128H60ZM143 127V126H142ZM20 128V127H19ZM74 128V127H73ZM146 128V127H145ZM66 129H69V128H66ZM90 129H92V127L90 128ZM120 129V130H119ZM192 129V128H191ZM17 130V129H16ZM20 130V129H19ZM50 130H52V129H50ZM70 130H72V129H70ZM87 130V129H86ZM93 130V129H92ZM95 130V129H94ZM119 130V131H118ZM27 131H29L28 129H27ZM38 131V130H37ZM58 131H60V129L58 130ZM110 131L108 132L109 134H110ZM115 131L113 132L114 134H112V135H116L115 134ZM127 131V130H126ZM125 131V133H127ZM16 132V131H15ZM24 132V131H23ZM61 132V131H60ZM89 132V131H88ZM96 132V131H95ZM100 132V131H99ZM105 131H102V133L99 135V133H97L98 135H96V133L95 134H93L91 137V139L92 140H94L93 138H96V140H100L101 139V137H102V139H103V136H105V133H104ZM54 133V132H53ZM62 133V132H61ZM61 133H59V134H61ZM104 133V135L102 136V134ZM42 134V133H41ZM92 133H90V135H91ZM110 134V136H108L107 135V137H110L111 139H112V135ZM119 134V133H118ZM136 133H134V135H135ZM143 134V133H142ZM61 135H63L64 136V134H61ZM61 135H59L60 136V138H62L61 137ZM89 135V136H90ZM128 135V134H127ZM127 135H122L121 134V136H115L117 139H114V140H118V137L120 138V137H124L125 136V138H121V140H120V143L124 146V148H125V150H128L129 148H128V146H130V142H131V139H130V142H129V145H128V140H125V139H129L130 137H127ZM130 135V134H129ZM133 135V136H134ZM148 135H149V132H148ZM22 136V135H21ZM28 136V135H27ZM32 136H33V134H32ZM36 136V135H35ZM39 136V135H38ZM54 136V135H53ZM56 136V135H55ZM106 137V138H107ZM127 137V138H126ZM137 138L138 139V137H137V135L136 136H134L133 138H132V142L135 140L134 138ZM174 137H175V135H174ZM28 138H30V137H28ZM110 138H108V140H110ZM113 138H114V136H113ZM22 139H24V138H22ZM84 139V138H83ZM90 139V140H91ZM134 139V140H133ZM27 140V139H26ZM62 140V139H61ZM85 140H87V139H85ZM89 140V141H90ZM139 140V139H138ZM137 140V141H138ZM150 140V139H149ZM89 141H77L75 138H74V136L73 135H71V137H65L64 138V140H63V142L66 144V147L68 146V145H71L74 149H86V150H89V149H92V148H95L96 149V152L98 151V146H97V144L95 143L96 141H94V143H95V145L94 146H90L91 145V142H93V141H91V142H89ZM104 141V140H103ZM51 142V141H50ZM57 142V141H56ZM62 142V143H63ZM102 141L100 140V143H101ZM109 142H111V141H109ZM113 142V141H112ZM111 142V143H112ZM116 142H118V141H116ZM139 142V141H138ZM58 143V142H57ZM103 143V142H102ZM107 143V142H106ZM115 143V142H114ZM134 143V142H133ZM137 142H136V140H135V144H136ZM30 145V144H29ZM92 145H93V143H92ZM99 145V144H98ZM101 145H103V144H101ZM105 145H107V144H104L103 146H105ZM111 145V144H110ZM152 145V144H151ZM108 147H110L109 146V144H108ZM111 147H113L112 145H111ZM144 147V146H143ZM53 148V147H52ZM104 148V147H103ZM114 148V147H113ZM112 148V149H113ZM26 149V148H25ZM94 149V150H95ZM131 149V148H130ZM129 149V150H130ZM108 150V149H107ZM107 150H106V152H107ZM111 150V149H110ZM26 151V150H25ZM37 152V151H36ZM50 152V150H48V153ZM57 152V151H56ZM63 152V151H62ZM66 152H67V154H68V151H64V153L66 154ZM95 152V151H94ZM106 152L104 151V152H102V153H105L106 154ZM109 152V151H108ZM30 153V150H29V152L27 151V154H29ZM70 153H72V152H70ZM126 153V152H125ZM64 154V155H65ZM66 154V155H67ZM104 154V155H105ZM126 154H128V152L126 153ZM47 155V154H46ZM58 155V154H57ZM61 155H62V153H61ZM68 156V155H67ZM82 156L83 155H81V158H82ZM101 156H102V154H101ZM218 156V155H217ZM30 157V156H29ZM98 157H100V156H98ZM226 157V156H225ZM229 157V156H228ZM63 158V157H62ZM218 158V157H217ZM33 159V158H32ZM44 159V158H43ZM91 159V158H90ZM28 160V159H27ZM93 160V159H92ZM98 160V159H97ZM214 160V159H213ZM231 160V159H230ZM229 160V158H228V161H230ZM29 162H30V160H28ZM219 161V160H218ZM217 161V162H218ZM226 161V160H225ZM256 161V160H255ZM55 162V161H54ZM80 162V161H79ZM221 162H222V158H221ZM88 163V162H87ZM117 163V162H116ZM115 163V164H116ZM126 163V162H125ZM223 163H224V161H223ZM77 164V163H76ZM216 165V164H215ZM214 165V166H215ZM221 165L223 166V165H226V164H222L221 163ZM227 165H229V164H227ZM43 166V165H42ZM89 166V165H88ZM104 166V165H103ZM109 166V165H108ZM230 166V165H229ZM228 166V167H229ZM80 167H82V166H80ZM107 167V166H106ZM241 167V166H240ZM240 167H239V169H240ZM215 168V167H214ZM218 168V167H217ZM220 168V167H219ZM243 170H241V171H245V172H250V174L253 176V177H255V178H257L258 179V181L259 182H261L262 184H264V179L261 177V175H259L258 173H256V172H254V171H252V169H253V166L252 165H245V166H243ZM223 169V168H222ZM221 169V170H222ZM218 170V169H217ZM100 171V170H99ZM229 171H230V169H229ZM238 171V170H237ZM121 172V171H120ZM97 173V172H96ZM95 173V174H96ZM224 173V172H223ZM235 173V172H234ZM45 174V173H44ZM99 174H100V172H99ZM110 175V174H109ZM98 176V175H97ZM248 176H250V175H248ZM52 179V178H51ZM110 179V178H109ZM109 179H105V180H108V181H105V183H107L108 182V184H110V185H108V186H111V185H113L114 186V181H112V180H114V179H112V180H109ZM207 179H208V177H207ZM58 180V179H57ZM102 180H104V179H102ZM52 181V180H51ZM51 181H49V182H51ZM58 181H56V183H57ZM63 182V181H62ZM208 182V181H207ZM207 182H205L206 184H207ZM44 183H45V180H44ZM55 183V182H54ZM54 183H50L49 185L47 184V185H42V187H40L41 189H39V190H37L38 192H39V196L37 197V199L39 200V204H40V207H39V210L37 211V213H36V215H35V217H34V219L36 220V221H41L42 219H43V213H44V210L46 209V207H47V205H48V208H55V207H59V206H61V210H65L66 211V213H65V215H64V213L62 214L63 215V217L61 216H59V218H64V216H65V220L69 223V221H70V223L74 220V219H78V218H81V221H82V217H85V216H87L88 215V217H89V215L90 214H87L89 211H93L94 210V207L92 206V205H90V204H92V202L91 201H89V199L86 197V192H84V190H83V188L80 186V185H71V184H68L67 186L65 185V186H57V184L55 183V185H54ZM58 183H60V182H58ZM118 183V182H117ZM61 184V183H60ZM209 184V183H208ZM62 185H63V183H62ZM256 185V184H255ZM102 186V185H101ZM100 186V187H101ZM204 186V185H203ZM75 189V191H76V194L78 195H76V197L75 196H73V197H75V198H73V200H74V202H73V205L71 206V208L69 209V203H72V201L70 202H67V200H66V197L68 196V197H70V195L68 194L69 192H71V189H73V188ZM258 187V186H257ZM205 189V188H204ZM258 189V188H257ZM256 188H255V190H257ZM65 190V191H64ZM69 190V191H68ZM68 191V192H67ZM209 191V190H208ZM254 191V190H253ZM36 192V191H35ZM256 193V192H255ZM66 194H68V195H66ZM206 195V194H205ZM79 197V198H78ZM71 198V197H70ZM260 199V198H259ZM37 200V201H38ZM106 200V199H105ZM109 200V199H108ZM108 200H107V202H108ZM22 201H23V199H22ZM21 201V202H22ZM65 203H64V202ZM101 201H103L102 203H104V200H101ZM20 202V203H21ZM106 202V203H107ZM32 203V202H31ZM106 203H105V205H106ZM100 204V203H99ZM90 205V206H89ZM101 205V204H100ZM99 205V206H100ZM104 205V206H105ZM102 206V205H101ZM202 206V205H201ZM15 207H17V206H15V205H13L11 208H8V207H6L2 202H0V225H2V226H4V227H7L8 229H10V227H8V226H11V225H15V222H17L18 221V224L15 226V227H13L12 228V230L14 229V228H16V227H18L20 224H22L23 222H24V212H25V210L27 209V205H26V203L24 202L23 203V205L22 206H20V208H18V209H15ZM89 207H90V209H89ZM100 208V207H99ZM105 207H103V209H104ZM151 208V207H150ZM30 209V208H29ZM102 209V210H103ZM143 209V208H142ZM150 210V209H149ZM103 211H106V209H104ZM34 212V211H33ZM49 212V211H48ZM57 212H59V211H57ZM164 212V211H163ZM207 212V209L205 208V207H203L202 208V213H203V215L204 214H207L206 213ZM245 212V211H244ZM262 212V211H261ZM92 213V212H91ZM102 213V212H101ZM67 214V215H66ZM87 214V215H86ZM98 215H99V212L97 213ZM113 214V216H117V214L115 213V215H114V213H112ZM149 214V213H148ZM160 214V213H159ZM50 215V214H49ZM94 215V214H93ZM97 215V216H98ZM104 215H105V213H104ZM167 215V214H166ZM261 215H262V213H261ZM260 215V216H261ZM52 216V215H51ZM50 216V217H51ZM96 216V217H97ZM101 216H102V214H101ZM101 216H100V218H101ZM110 216H112V215H109V216H107V217H110ZM207 216V215H206ZM26 217V216H25ZM94 217H95V215H94ZM99 217V216H98ZM29 218V217H28ZM93 217L91 216V219H92ZM103 218H105V217H103ZM209 218V217H208ZM84 219V218H83ZM85 219H86V217H85ZM99 219V218H98ZM160 219V218H159ZM30 220V219H29ZM57 220V219H56ZM61 220V219H60ZM63 220V219H62ZM64 220V221H65ZM92 220H94L93 222H94V224H96V220L95 219H92ZM128 220H131V221H133V219L132 218H130V219H128ZM28 221V220H27ZM87 221V220H86ZM101 221V220H100ZM102 221L104 222V220L102 219ZM136 221V220H135ZM243 221V220H242ZM245 221V220H244ZM74 222H75V220H74ZM85 222V221H84ZM88 222V221H87ZM99 222V221H98ZM206 222V221H205ZM27 223V222H26ZM55 223V222H54ZM60 223V222H59ZM58 223V224H59ZM66 223V222H65ZM90 223V222H89ZM107 223V222H106ZM155 223V222H154ZM168 223V221H167V218L165 217V216H161V219L159 220V233L161 234L163 231L164 232H168L169 231V229H167L166 227H165V224H167ZM237 223V222H236ZM29 225H30V223H28ZM43 224V223H42ZM93 223H91V226H93L94 225ZM104 224L105 223H103V228L105 227L104 226ZM46 225V224H45ZM52 225V224H51ZM63 225H65V224H63ZM63 225H61V226H63ZM66 225H68L67 223H66ZM85 225H87V224H85ZM102 225V223L100 224V225H98L97 224V226L96 225H94V227H98V226H101ZM107 225V224H106ZM158 225V224H157ZM60 226V227H61ZM69 226H70V224H69ZM90 226V229H92V227ZM139 226V225H138ZM141 226V225H140ZM143 226V225H142ZM241 226V230H245V228L247 227V225H245V224H241L240 225ZM23 227V226H22ZM53 227H54V225H53ZM55 227H59V226H55ZM55 227L52 229V231H53V235L51 234V232L50 231H46L44 234L46 235V233L48 232V237L49 236H54V231H55ZM145 227V226H144ZM154 227V226H153ZM21 228V227H20ZM47 228V227H46ZM45 228V229H46ZM56 228V229H57ZM142 228V227H141ZM264 228V227H263ZM42 228H40V230H41ZM44 229V230H45ZM95 228H93V230H94ZM139 229V228H138ZM144 229H146V228H144ZM256 229V227L254 228V230ZM11 230V229H10ZM43 230V229H42ZM44 230H43V232H44ZM87 230V229H86ZM86 230L84 231V232H86ZM95 230H97V228L95 229ZM94 230V231H95ZM81 231V230H80ZM102 231V228H101V230L99 229L97 232H101ZM104 231V230H103ZM140 231V230H139ZM257 231H258V229H257ZM261 231V230H260ZM264 231V230H263ZM37 232V231H36ZM184 232H185V230H184ZM259 232V231H258ZM28 233V232H27ZM40 233H41V231H40ZM38 234L41 238L42 237H44L45 235L44 234H42L43 236H41V234ZM83 233V232H82ZM103 233V232H102ZM101 233V234H102ZM147 233V232H146ZM260 233V232H259ZM264 233V232H263ZM8 234V233H7ZM50 234V235H49ZM63 234H65V233H63ZM170 234V233H169ZM184 234V233H183ZM3 235H5V234H3ZM37 235V234H36ZM166 235H168V233L166 234ZM263 235V234H262ZM23 236V235H22ZM25 236V235H24ZM39 236H37V237H39ZM47 236V235H46ZM84 236H87V235H84ZM173 236V235H172ZM252 236V235H251ZM261 236V235H260ZM2 237V236H1ZM62 237V236H61ZM5 238V237H4ZM22 238V237H21ZM54 238H56L55 236L53 237V240H54ZM60 237H58L57 239H59ZM85 238V237H84ZM170 238V237H169ZM187 238H188V236H184V239H186L187 240ZM254 238V237H253ZM38 239V238H37ZM166 239H168V238H166ZM166 239H160L159 238V242H160V244H164L165 246H166V244H165V240ZM255 239V238H254ZM1 240V239H0ZM20 240V239H19ZM52 240V241H53ZM84 240V239H83ZM82 240V241H83ZM4 241V240H3ZM36 241V239L33 241V245H35L36 243H37V241ZM51 241V242H52ZM56 240H54V242H52V244L54 243V246L55 245H57V244H55L56 242H55ZM61 241H63V240H61ZM255 241V240H254ZM35 242V243H34ZM39 242V241H38ZM41 242V243H40ZM39 242V245L40 244H42V241H40ZM45 242H47L46 241V239H45ZM58 242V241H57ZM65 242V241H64ZM85 242V241H84ZM60 243H63V242H60ZM59 243V244H60ZM1 244V243H0ZM31 244V246H32V243H30ZM30 244H29V246H30ZM48 244H50L51 245V243H48ZM48 244H45V246L46 245H48ZM64 244V243H63ZM83 244V243H82ZM202 244V243H201ZM18 245V244H17ZM22 245H25V244H21V246H20V249H18L17 248V250L13 253V255H12V257L13 256H15L14 254L16 253V252H18V250H20L21 251V253H22ZM38 245V246H39ZM259 245V244H258ZM2 246V245H1ZM6 246V245H5ZM15 246V245H14ZM38 246H37V248H38ZM42 246H43V244H42ZM44 246V247H45ZM53 246V245H52ZM53 246V247H54ZM64 246H65V244H64ZM85 246V245H84ZM16 247V246H15ZM14 247V248H15ZM35 247V246H34ZM33 246L31 247V248H34ZM50 247V246H49ZM55 247H57V246H55ZM55 247H54V249H55ZM60 247V246H59ZM25 248L26 247H24L23 248V250H25ZM36 248V247H35ZM36 248V249H37ZM164 248V247H163ZM51 249H52V247H51ZM57 249V248H56ZM68 249V248H67ZM11 250V252H12V249H10ZM27 250V249H26ZM30 250V249H29ZM39 250V248L37 249V251ZM40 250H41V248H40ZM53 250V249H52ZM69 250L70 249H68V251L67 252H69ZM219 250V249H218ZM8 251H9V249H8ZM28 251V250H27ZM26 251V252H27ZM34 251H35V249H34ZM33 251V252H34ZM42 251V250H41ZM47 251V250H46ZM45 251V252H46ZM50 250H48L47 252H49ZM57 251H58V249H57ZM71 251V250H70ZM211 251V250H210ZM220 251V250H219ZM5 253L7 252V251H4ZM29 252H31V251H28V253ZM46 252V253H47ZM52 252V251H51ZM65 252H66V249H65ZM2 253V252H1ZM1 253H0V255H1ZM4 253V255H3V253H2V257H3V259H4V257L5 258H7L8 259V257H9V255L8 254H5ZM8 253V252H7ZM20 253V252H19ZM18 253V255H20L21 256V254H19ZM35 253H36V251H35ZM37 253H39V252H37ZM36 253V254H37ZM44 253V252H43ZM43 253H39V255L41 254V256H42V254ZM53 253V252H52ZM219 252L218 251H215V254H217V255H219L218 254ZM24 254V253H23ZM32 253H30V255H31ZM56 254H58V253H56ZM65 254H67V253H65ZM222 254H223V251H222ZM231 254V253H230ZM28 255V257L30 256L29 254H27ZM47 255V254H46ZM45 255V256H46ZM53 255V254H52ZM51 255V256H52ZM68 255H70L71 256V254H68ZM213 255H214V253H213ZM217 255H215V256H217ZM229 255V254H228ZM19 256V257H20ZM23 256H25V255H22V257ZM54 256V255H53ZM1 257V256H0ZM16 257V256H15ZM17 257V259L16 260H18V259H20V258H22V257ZM31 257V256H30ZM29 257V258H30ZM37 257H39V256H37ZM47 258L46 259H49V257L48 256H46ZM58 257V256H57ZM56 257V258H57ZM68 259L70 258L71 259V257H68V256H66ZM220 257V256H219ZM218 257V258H219ZM25 257H23L22 259H24ZM28 258V259H29ZM40 258V257H39ZM42 258L44 259V255L42 256ZM41 258V259H42ZM59 258V257H58ZM58 258H57V260H58ZM0 259H2V258H0ZM34 259V258H33ZM52 259V258H51ZM78 259V258H77ZM123 259H125V258H123ZM72 260V259H71ZM81 260V259H80ZM74 261V264L76 263V264H78V263H80L81 261ZM4 261H6L5 259H4ZM24 261H25V259H24ZM23 261V262H24ZM28 261V260H27ZM37 261V260H36ZM35 260H33V262H36ZM52 261V260H51ZM50 261V262H51ZM60 261V260H59ZM217 261V260H216ZM222 261V260H221ZM1 262V261H0ZM50 262H49V264H50ZM53 262H55V260L53 261ZM94 262V261H93ZM5 263V262H4ZM3 263V264H4ZM31 264H32V262H30ZM55 263H57V262H55ZM140 263V262H139ZM139 263H136V261H135V258H129V260H127V264H139ZM1 264H2V262H1ZM6 264H11V263H9V262H6ZM12 264H13V261H12ZM53 264V263H52ZM123 264V263H122ZM223 264H224V262H223Z\"/></svg>","mask_w":264,"mask_h":264},{"label":"snow or ice","instance_id":"snow-or-ice-1","mask_svg":"<svg viewBox=\"0 0 264 264\" xmlns=\"http://www.w3.org/2000/svg\"><path fill=\"white\" fill-rule=\"evenodd\" d=\"M26 139L14 132V126L0 127V202L6 207L19 206L28 193L22 186Z\"/></svg>","mask_w":264,"mask_h":264}]
</instances>
